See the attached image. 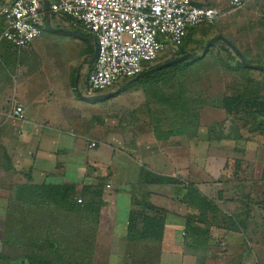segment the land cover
<instances>
[{"label":"crops","instance_id":"1","mask_svg":"<svg viewBox=\"0 0 264 264\" xmlns=\"http://www.w3.org/2000/svg\"><path fill=\"white\" fill-rule=\"evenodd\" d=\"M51 20L54 28L67 29L60 22L53 25ZM44 31L21 50L0 40V228L5 223L6 197L13 186L73 187L80 196L100 195L97 243L110 244V250L114 244H128L127 227L144 226L147 220V224L160 223L163 227L158 264L166 260L196 264L189 244L196 241L193 231L202 226L198 223L199 197L211 201L205 192L212 186L213 206L216 201L231 204L226 195L230 197V193L238 192L237 187L244 186L234 174L232 181L228 180L230 174H221L222 155L217 149H206L202 126L197 138L167 133L171 130L165 125L167 110L159 96L165 87H146L144 101L121 100L112 113L109 98L98 102L79 98L76 83L82 96L92 97L85 91V79L92 67L86 66L91 36L79 35L85 37L83 42H89L79 48V55L86 57L85 66H78L79 62L64 75L42 74L46 44L53 35H59L48 31V38H44ZM131 81L121 82L119 90L110 92L118 93ZM13 104L23 107L24 121L11 116ZM217 207L227 217L242 213H236V208L227 213ZM243 219L244 231L240 233L217 231L228 234L225 238L230 234L243 237L248 227L246 215ZM1 240L2 229L0 246Z\"/></svg>","mask_w":264,"mask_h":264},{"label":"rangeland","instance_id":"2","mask_svg":"<svg viewBox=\"0 0 264 264\" xmlns=\"http://www.w3.org/2000/svg\"><path fill=\"white\" fill-rule=\"evenodd\" d=\"M229 1L194 0V3L201 7L219 8L223 15L214 25L202 23L188 28L186 33H189L192 39L185 46L184 51L189 53L194 50L189 54L199 56L204 45L210 39L221 36L234 44L246 56L248 63L264 67V0H250L249 2L246 0L244 6L238 9H232ZM7 2L8 0H4L0 6ZM54 21L58 22L52 19L53 25L56 24ZM3 27L4 23L0 18V31ZM65 27L78 33L76 35H88L80 27L76 29ZM44 32V38H48L46 35L48 31ZM83 36L80 37L85 39ZM52 37L53 39L46 44V55L42 56V60L46 62V65L42 67L44 71L42 74L46 72V76L64 75L71 69H75L79 62L78 66L84 64L86 57L83 58L82 55H79V48L88 45L89 42L85 43L82 39L61 34ZM50 43L53 44L48 46ZM90 44L93 49V44ZM176 51L178 53L179 49L177 48ZM177 53L173 56H170L169 52L163 53L153 61L152 65L158 66L178 58ZM54 62L55 66H51ZM239 63L237 56L225 44L218 41L200 63L185 73L180 74V72L167 68L147 75V79L137 80L109 98L111 100L109 111L112 113L117 110L119 101L127 100L128 103H135L136 99L138 102H142L146 99L144 97L146 89H148L146 87L155 86L161 89L160 87L164 83L162 81L170 79V83L165 82L167 85L164 93L166 97L170 94L178 95V92L180 93L179 103L190 105L188 116L191 121H188L183 115V110L172 109V115L170 113L165 115L167 129H171L173 133L177 134L186 130L187 135L194 132L196 135L195 126H197V130L202 126V137L206 149H217L222 155L219 160L221 174L224 173L226 176L230 174V179H228L230 181L233 180L234 174L235 179H238L244 186V188L237 187L238 192L230 193V197L226 195L225 198H230L231 204L216 201L215 207L217 211L220 212L217 207L219 206L227 213H231L236 208V213L242 212L233 215L236 216L239 223L244 220L243 216L246 215L248 227H245L247 231L245 236L230 234L225 238L228 234L222 235L217 230H226L224 227L227 228V226L225 225L230 224L224 218L227 216L219 212L200 213L198 223L202 226L198 228L208 231L210 242L207 243L206 252L196 243L195 246L189 244L191 247L189 251H194V255L196 253L205 255L202 260L203 264H264V75L259 71L238 69ZM131 80L119 79L112 88L99 94H107L117 88L119 90L121 82ZM82 82L83 79L80 82L81 88ZM118 85L119 87H117ZM227 101L234 103V106L229 107L231 110L229 113L225 110ZM223 160H226L225 164ZM208 190L205 193L212 203L213 197L210 194L213 192L212 186ZM13 194L14 187L9 189L6 197L7 203L9 196H13ZM6 221L5 223H7ZM5 223L1 224L2 227ZM0 229L3 232V228ZM96 245L94 264H138L139 258L143 257L144 249L147 250L146 252L149 251L143 245L135 248L133 244L125 242L114 244L111 250L110 244L101 242ZM195 249H201V252L195 251ZM111 252L114 254L112 255ZM157 252L158 249L155 247L150 249L148 255L154 261L149 264H155ZM1 253L0 264H14L15 259L13 258L19 256L17 251L8 253L7 249L0 246ZM164 264H174V262L170 263L166 260Z\"/></svg>","mask_w":264,"mask_h":264},{"label":"built area","instance_id":"3","mask_svg":"<svg viewBox=\"0 0 264 264\" xmlns=\"http://www.w3.org/2000/svg\"><path fill=\"white\" fill-rule=\"evenodd\" d=\"M221 1V0H216ZM50 19L82 28L97 42L95 61L85 79L88 96L112 88L119 79H134L163 53L176 55L188 28L214 25L222 12L194 0H46ZM246 0H230L232 9ZM4 27L0 40L13 49L29 47L44 29L42 0H13L0 6ZM11 116L24 121L23 107L13 104ZM95 144H90L91 149ZM80 203V201H77Z\"/></svg>","mask_w":264,"mask_h":264},{"label":"trees","instance_id":"4","mask_svg":"<svg viewBox=\"0 0 264 264\" xmlns=\"http://www.w3.org/2000/svg\"><path fill=\"white\" fill-rule=\"evenodd\" d=\"M190 39L192 38L189 36V33H186L182 45L178 48V57L194 52V50H191L189 53L184 51ZM211 49L212 47L208 50L207 54ZM92 50L91 47L88 51V59L92 55ZM203 59L188 60L180 65L170 67V69L183 74ZM172 60L174 59L165 63ZM239 66L238 69L247 71L241 63H239ZM248 71L251 70L248 69ZM260 73L264 75L263 72ZM169 80H163L162 82L164 83L160 88L165 87L167 85L165 82H169ZM179 95V92L178 95L175 93L174 95L170 94L168 97L163 92L159 95L165 103L167 110L165 114L170 113L172 115L173 110L181 109L187 120L191 121V118L188 116L190 105L187 103L181 105L178 100ZM230 106H234L233 101H227L225 110L228 113L231 112ZM195 128L197 131V126ZM167 133L170 135L177 134L173 133L172 130H167ZM179 133L187 134V131ZM188 136L190 138L195 137V132L191 133V135L188 133ZM13 187L14 194L13 196L10 195L11 197L9 196L6 207L5 220H7V223L3 227L1 248L7 249L8 253L17 251L19 256L13 258L15 259L13 261L14 264H94L101 204L99 194H92L87 197L84 194L80 196L73 187L53 186L49 184L37 186L26 183ZM78 200L80 203L77 202ZM198 202V209L203 214L205 211L211 213L219 212L207 199L199 197ZM224 218L230 223L229 225H225L227 226V228L224 227L226 230L235 233L244 231L243 222L239 223L236 216H224ZM145 221L146 224L144 226H140L139 224L138 226L127 227V242L128 244H133L135 248L143 245L149 250L146 252L147 250L144 249V253L146 254L142 252L143 257L139 258L140 262L138 264H149L154 261L148 254L151 248H157L158 252L155 264H158L163 227L159 225L160 223L154 225L155 223L153 222L147 224V220ZM193 233L199 237L191 244L195 246L196 243L198 247L201 246L200 248L206 252L208 248L207 243L210 239L209 235H207L208 231L197 228ZM201 249H195V251L201 252ZM1 255L2 253L0 254V260ZM195 255L196 264H203L202 260L205 258V255H202V253H196Z\"/></svg>","mask_w":264,"mask_h":264},{"label":"water","instance_id":"5","mask_svg":"<svg viewBox=\"0 0 264 264\" xmlns=\"http://www.w3.org/2000/svg\"><path fill=\"white\" fill-rule=\"evenodd\" d=\"M2 2V0H0V3ZM42 6H43V10H44V15H45V19H44V26L45 29L47 31L53 32V33H59V34H64V35H68V36H72L75 38H79L82 39L79 35H76L74 32L69 31L67 29H57L54 28L51 23H50V13H49V8H48V4L46 2V0H42ZM84 40V39H83ZM218 41L222 42L223 44H225L232 52L235 56H237V58L239 59L241 65L249 70L252 71H259V72H263L264 73V67L261 66H255V65H250L248 64L246 57L237 49V47L232 44L231 42H229L227 39H225L224 37L221 36H217L214 37L212 39H210L203 47L202 52L199 56H196L194 54H185L183 56H180L178 58H175L174 60L158 65L150 70H148L147 72L143 73L141 76H147V75H151L153 73H157L159 71H162L164 69L170 68V67H174L177 65H180L188 60H198V59H202L206 56L208 50L213 47ZM91 42L93 43V52L92 55L90 57V59L86 62V66L87 68H90L94 61H95V57L97 54V42L94 39H91ZM136 77L134 78L131 82H136L137 80L140 79V77ZM75 89L76 92L79 96V98H81L84 101L87 102H98L107 98L112 97L113 95L116 94V92H109L107 94H102V95H97V96H92V97H86V96H82V94L78 91V87H77V83L75 84Z\"/></svg>","mask_w":264,"mask_h":264}]
</instances>
